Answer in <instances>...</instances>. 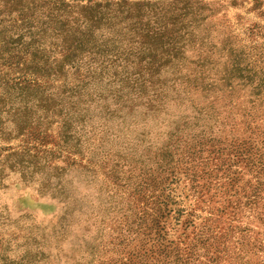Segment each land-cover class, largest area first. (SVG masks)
<instances>
[{
	"label": "rangeland",
	"instance_id": "obj_1",
	"mask_svg": "<svg viewBox=\"0 0 264 264\" xmlns=\"http://www.w3.org/2000/svg\"><path fill=\"white\" fill-rule=\"evenodd\" d=\"M0 264H264V0H0Z\"/></svg>",
	"mask_w": 264,
	"mask_h": 264
}]
</instances>
